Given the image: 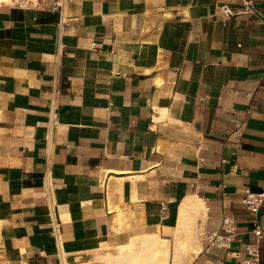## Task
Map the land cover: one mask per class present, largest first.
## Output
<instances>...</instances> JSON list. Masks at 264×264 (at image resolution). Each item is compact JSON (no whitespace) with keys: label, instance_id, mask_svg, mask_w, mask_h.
<instances>
[{"label":"crops","instance_id":"0c3cea01","mask_svg":"<svg viewBox=\"0 0 264 264\" xmlns=\"http://www.w3.org/2000/svg\"><path fill=\"white\" fill-rule=\"evenodd\" d=\"M246 190L264 192V0L0 5V264H88L159 231L172 258L191 198L186 264L250 244L264 264ZM225 217L230 248L209 245Z\"/></svg>","mask_w":264,"mask_h":264},{"label":"bare ground","instance_id":"6f19581e","mask_svg":"<svg viewBox=\"0 0 264 264\" xmlns=\"http://www.w3.org/2000/svg\"><path fill=\"white\" fill-rule=\"evenodd\" d=\"M8 3L9 0H0V5ZM201 206V201L196 198L186 200V202H184L180 208L178 225L181 227L183 226L182 229L189 230L190 224L186 226L189 222L185 221L188 218H192V216H197L200 212ZM139 247L145 249L148 253V259L144 257L146 258V264H169V260L171 258L170 242L168 239L163 236H160L158 233L155 235L146 236L144 238H136L134 239V241L128 244L114 247V250H117L118 252L116 256L110 255L112 250L108 249L105 257H102L98 260L90 261L88 262V264H145L144 260L140 262L139 260H137L139 256ZM174 248V255L171 258L172 264L186 263L185 259L181 256H187V254H189L191 250H194V252L197 251V248L192 245V242H190V240H178ZM190 261L191 258L187 260L188 263Z\"/></svg>","mask_w":264,"mask_h":264},{"label":"built area","instance_id":"2783aa9c","mask_svg":"<svg viewBox=\"0 0 264 264\" xmlns=\"http://www.w3.org/2000/svg\"><path fill=\"white\" fill-rule=\"evenodd\" d=\"M65 0H9L8 5L20 9V10H42L46 12L60 13L64 6ZM248 9L251 13H254V9L251 3L246 2ZM222 14L226 16H232L239 13L233 12L228 7L222 8ZM264 202V192H252L250 190L245 191V195L242 199V203L245 205L250 215L256 216ZM236 234V224L232 217H225L222 221L221 227L215 231H207L203 233V239L212 246L218 248H230L231 243ZM253 234L259 238L264 235V229L256 226L253 230ZM255 245L250 244L247 246L248 258L243 264H256L257 256Z\"/></svg>","mask_w":264,"mask_h":264},{"label":"rangeland","instance_id":"374dc122","mask_svg":"<svg viewBox=\"0 0 264 264\" xmlns=\"http://www.w3.org/2000/svg\"><path fill=\"white\" fill-rule=\"evenodd\" d=\"M193 218V217H192ZM197 218V217H196ZM195 217L193 218V219H196ZM189 225V223L186 225V226H188ZM186 228V227H185ZM191 229L192 228H189V230H186V229H183V232H181V233H179V234H184L185 236H187V238L189 239V240H191V238L193 237V234H194V236H196L197 237V233H196V230H192L191 231ZM159 233V235L160 236H163V237H167V238H169L168 236L170 235V232H161V231H159L158 232ZM199 238V237H198ZM139 250V256H138V258H137V260H139V262L140 261H142V260H144L145 262V264H146V258L148 259V253L146 252V250L145 249H143V248H138ZM117 253V252H116ZM116 253H114V254H116ZM144 257H146V258H144ZM187 260H189V259H187ZM187 260H185V262H187ZM171 261L172 260H170V262H169V264H171ZM188 263V262H187ZM148 264V263H147ZM184 264H186V263H184Z\"/></svg>","mask_w":264,"mask_h":264}]
</instances>
